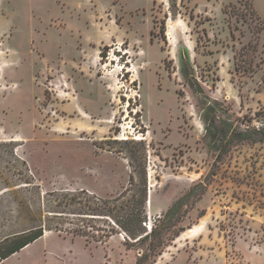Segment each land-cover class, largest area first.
<instances>
[{"label": "rangeland", "instance_id": "obj_1", "mask_svg": "<svg viewBox=\"0 0 264 264\" xmlns=\"http://www.w3.org/2000/svg\"><path fill=\"white\" fill-rule=\"evenodd\" d=\"M185 55L200 93L185 82ZM199 102L220 131L264 114V0H0V142H16L43 195H120L140 150L126 142L143 143L152 230L206 187L163 230L155 264H264V143L237 144L218 163L222 142ZM12 148H0V190L21 180ZM54 235L3 264L142 255L124 234Z\"/></svg>", "mask_w": 264, "mask_h": 264}, {"label": "trees", "instance_id": "obj_2", "mask_svg": "<svg viewBox=\"0 0 264 264\" xmlns=\"http://www.w3.org/2000/svg\"><path fill=\"white\" fill-rule=\"evenodd\" d=\"M190 69L189 58L185 55L181 68L185 82L195 93H200L202 88L197 84L193 70L188 73ZM198 106L203 113V123L222 142L216 159L218 163L225 161L237 144L264 143V114L250 118L245 128L239 126L236 130L226 132L214 126L211 115L215 110L212 107L200 102ZM254 122L258 125H253ZM15 143L0 142L1 149L13 146L11 157L21 164L22 169L17 176L21 179L20 183L6 185L0 190L3 192L0 196V264L40 240L46 233L83 238L98 244H105L111 238L124 234L127 236L128 249L138 248L142 252L136 264H155L154 258L162 255L158 249L165 246L163 230L174 225L183 207L195 197L198 190L203 194L206 189L203 183L193 187L169 209L163 226H155L149 233L145 228L150 195L143 143L126 142L127 145L140 146L138 155H132V152L127 156L133 169L128 188L120 195L108 198L99 197L85 189L50 191L43 195L27 162L18 156ZM214 174L216 170H213ZM8 202L9 205L5 207ZM145 246L147 249L144 250Z\"/></svg>", "mask_w": 264, "mask_h": 264}, {"label": "crops", "instance_id": "obj_3", "mask_svg": "<svg viewBox=\"0 0 264 264\" xmlns=\"http://www.w3.org/2000/svg\"><path fill=\"white\" fill-rule=\"evenodd\" d=\"M81 190H82V189H81ZM149 195H150V194H149ZM149 202H151V196H149V198H148V204H147V206L149 205ZM147 214H148V213H147ZM54 234H56V233H46V234L44 235V237H42L41 239H43V240H44V239H48V238H50V237H52V236H55ZM61 236H62V235H61ZM60 238H61V237H60ZM41 239H40V240H41ZM74 239H77V238H74ZM80 239H81V238H80ZM82 239H83V238H82ZM64 240H65V239H64ZM38 241H39V240H38ZM38 241H37V242H38ZM35 243H36V242H35ZM35 243H33V244H35ZM33 244L29 245L30 247L28 246V247L25 248L23 251H25V250H29V249L32 247ZM23 251H21V252H23ZM21 252H20V253H21ZM20 253H17V254H15L14 256H16V255H18V254H20ZM14 256H12V257H14ZM12 257H10V258H12ZM7 260H9V259H7ZM7 260H6V261H7ZM6 261H4L3 263H5ZM3 263H2V264H3Z\"/></svg>", "mask_w": 264, "mask_h": 264}, {"label": "built area", "instance_id": "obj_4", "mask_svg": "<svg viewBox=\"0 0 264 264\" xmlns=\"http://www.w3.org/2000/svg\"><path fill=\"white\" fill-rule=\"evenodd\" d=\"M145 227H147V228H148L149 232H151V231H152V227H151L150 225H147V224H145Z\"/></svg>", "mask_w": 264, "mask_h": 264}, {"label": "bare ground", "instance_id": "obj_5", "mask_svg": "<svg viewBox=\"0 0 264 264\" xmlns=\"http://www.w3.org/2000/svg\"><path fill=\"white\" fill-rule=\"evenodd\" d=\"M30 247V246H29Z\"/></svg>", "mask_w": 264, "mask_h": 264}]
</instances>
